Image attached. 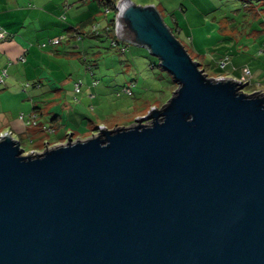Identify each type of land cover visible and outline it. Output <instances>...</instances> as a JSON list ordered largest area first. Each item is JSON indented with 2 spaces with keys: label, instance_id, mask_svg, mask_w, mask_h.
I'll return each mask as SVG.
<instances>
[{
  "label": "water",
  "instance_id": "water-1",
  "mask_svg": "<svg viewBox=\"0 0 264 264\" xmlns=\"http://www.w3.org/2000/svg\"><path fill=\"white\" fill-rule=\"evenodd\" d=\"M116 10L177 88L42 152L1 135L0 264H264V93L208 76L155 4Z\"/></svg>",
  "mask_w": 264,
  "mask_h": 264
},
{
  "label": "rangeland",
  "instance_id": "rangeland-1",
  "mask_svg": "<svg viewBox=\"0 0 264 264\" xmlns=\"http://www.w3.org/2000/svg\"><path fill=\"white\" fill-rule=\"evenodd\" d=\"M154 1L157 3L159 0ZM192 2L174 0L172 3L183 31L182 35L177 36L186 45L190 55L202 64L208 76L240 79L244 92L264 93V0H197L198 5ZM97 6L99 12L96 14V29L99 35L91 36V30H85L80 36L82 38L75 40L84 42V46L64 58V63L67 64L65 74L70 76L69 72H72L73 79L79 77L78 80L81 78L92 84L94 78L98 80V85L93 86L97 99L89 100L87 107L90 116L87 115V118L95 121V113H98L102 114L108 128L130 125L137 122L138 116L145 115L150 105L161 107L177 88V83L160 65L158 57L151 54L146 47L126 41L125 50L122 51L121 45H111L113 36L120 38L116 23L111 35L103 27L114 16L115 11L105 9L103 5ZM164 20L169 26L174 25L170 16H164ZM92 27L91 25L89 29ZM186 35H189L188 42L184 38ZM189 38L193 39L197 48L191 47ZM48 44L50 47L43 48L60 45ZM67 51L71 49L68 48ZM221 56L223 60L219 59ZM221 63L226 65L225 68H220L223 65ZM219 73H224L225 76L218 75ZM123 85L131 86V95L116 93ZM99 88L103 90H98ZM74 98L75 96L71 103L77 102ZM145 108L146 111L143 112ZM149 121L143 120L145 123ZM98 126L96 123L92 124V128L87 127L84 131H88L90 136L96 132ZM76 130L81 137L63 130L64 135H69L62 142H66L69 136L73 140L88 137L82 134L83 130ZM12 136L21 141L24 153L42 152L46 147L53 146L49 144L43 147L29 137L19 138L17 133ZM50 137L52 138L51 134Z\"/></svg>",
  "mask_w": 264,
  "mask_h": 264
},
{
  "label": "crops",
  "instance_id": "crops-1",
  "mask_svg": "<svg viewBox=\"0 0 264 264\" xmlns=\"http://www.w3.org/2000/svg\"><path fill=\"white\" fill-rule=\"evenodd\" d=\"M92 1L98 3L91 0H0V28L7 33V37L0 40V132L17 133L19 138L29 137L46 147L61 143L69 134L81 137L77 128L84 131L95 123L107 127L102 114L96 111L95 121L86 117L90 116L89 100L97 99L93 86L98 85V80L94 78L92 84L80 78V91L76 92L74 85L79 77L73 79L72 72L70 76L65 74L64 58L84 46V42L75 40L97 21V5L102 4L100 0ZM173 1L134 0L138 4H155L163 18L166 15L173 18L176 33L182 35ZM191 2L198 5L197 0ZM60 36L63 38L59 46L43 48L50 47V39ZM186 36L188 42L189 35ZM189 41L191 47L197 48L193 39ZM68 48L71 51H67ZM218 75L225 76L224 73ZM73 96L77 102L71 103ZM63 130L69 134L64 135Z\"/></svg>",
  "mask_w": 264,
  "mask_h": 264
},
{
  "label": "trees",
  "instance_id": "trees-1",
  "mask_svg": "<svg viewBox=\"0 0 264 264\" xmlns=\"http://www.w3.org/2000/svg\"><path fill=\"white\" fill-rule=\"evenodd\" d=\"M100 3L104 6V8L105 9H113L114 11H115V13H116V8H115V4H114V2L112 1V0H100ZM116 19H115V14H114V16L111 18V19H109L108 21H107V23H106V25L103 27V29L105 30V32L109 35H111V33L113 32V29L115 28V23H116V21H115ZM92 26L93 25H96V22H92V24H91ZM170 28H171V30H172V32L175 34V36L177 37V38H179L178 36H177V33H176V26H170ZM91 30V31H90ZM89 34L91 35V36H97V35H99V31L97 30V29H93V27L91 28V29H89ZM113 36V35H112ZM180 40V39H179ZM127 40L126 39H124V38H117V37H115V36H113V38H112V40H111V45H113L112 44V42H115V45L114 46H117V45H121V49L124 47V49H122V51H124L125 50V43L124 42H126ZM181 41V40H180ZM182 42V41H181ZM183 43V42H182ZM184 45V44H183ZM185 47H186V45H184ZM187 48V47H186ZM188 50V49H187ZM199 65H200V67H202V64L199 62ZM225 65H223L222 67L220 66V68H223ZM122 94V93H121ZM131 95V94H130ZM147 107H149V105H147Z\"/></svg>",
  "mask_w": 264,
  "mask_h": 264
},
{
  "label": "built area",
  "instance_id": "built-area-1",
  "mask_svg": "<svg viewBox=\"0 0 264 264\" xmlns=\"http://www.w3.org/2000/svg\"><path fill=\"white\" fill-rule=\"evenodd\" d=\"M93 29H96V25H93ZM6 34H7L6 31L0 28V40H1V39H4L5 37H7ZM60 41H61V37H55V38L50 39L48 42H50V43H52V44H58ZM112 44L115 45V42H112ZM43 45H44V44H43ZM122 49H124V47H123ZM221 64L224 65V63H221ZM223 65H222V66H223ZM239 80H240V79H239ZM0 81H2L1 76H0ZM241 82H242V81H241ZM93 83H95V82H93ZM80 86H81V81L78 80V81L75 83V85H74V90H75L76 92H79V91H80ZM121 93H126V94H128V95L132 94V88H131V86H130V85H123L122 88H121L119 91H117V94H118V95L121 94ZM6 133H10V132L0 133V136H1V135H4V134H6Z\"/></svg>",
  "mask_w": 264,
  "mask_h": 264
},
{
  "label": "clouds",
  "instance_id": "clouds-1",
  "mask_svg": "<svg viewBox=\"0 0 264 264\" xmlns=\"http://www.w3.org/2000/svg\"><path fill=\"white\" fill-rule=\"evenodd\" d=\"M115 8H116V4H115Z\"/></svg>",
  "mask_w": 264,
  "mask_h": 264
}]
</instances>
